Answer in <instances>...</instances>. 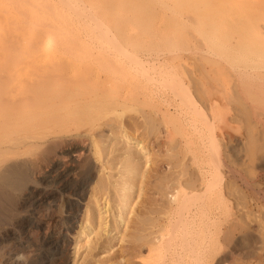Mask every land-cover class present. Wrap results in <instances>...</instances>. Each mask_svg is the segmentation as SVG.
Returning <instances> with one entry per match:
<instances>
[{"label": "bare ground", "instance_id": "6f19581e", "mask_svg": "<svg viewBox=\"0 0 264 264\" xmlns=\"http://www.w3.org/2000/svg\"><path fill=\"white\" fill-rule=\"evenodd\" d=\"M189 2L0 0V264H77L82 237L88 250L94 239H113L126 224L133 179L151 159L146 138L131 131L133 115L139 128L160 118L181 130L171 110L181 111L211 129L213 103H199L191 88L208 94L212 70L193 64L185 72L178 44L159 59L151 36L137 40L159 8L179 16L192 13ZM245 14H256L243 28L251 41L264 37V4ZM233 15L220 19L230 23ZM228 58L248 82H264V54L260 62ZM209 138L207 156L213 132ZM113 139L122 145L117 179L106 172ZM208 161L201 189L169 196L160 212L169 225L149 229L143 264L217 263L213 208L229 206L221 167Z\"/></svg>", "mask_w": 264, "mask_h": 264}, {"label": "rangeland", "instance_id": "374dc122", "mask_svg": "<svg viewBox=\"0 0 264 264\" xmlns=\"http://www.w3.org/2000/svg\"><path fill=\"white\" fill-rule=\"evenodd\" d=\"M187 1L194 6L192 13L177 16L169 11L163 13L159 8L154 25L140 32L136 39L147 40L151 36L161 50L159 59H169L167 50L178 44L180 49L175 54L186 64L185 72L193 64L208 72L212 70L208 94L191 88L199 103L206 97L213 103L208 111L212 130L194 125L181 111L171 110L176 115L179 113L181 130H174L160 118L155 122L149 118L147 127L139 128L136 124L141 119L133 115L131 131L146 138L150 163L143 169L144 175L133 179L135 188L126 205V224H120L110 241L105 236L94 239L91 250L86 247L89 237H82L77 264L97 261L98 264H143L142 258L148 253L145 239L149 229L169 225L160 213L167 207L169 196L176 188L201 189L199 178L207 177L209 158L212 164H219L225 176L229 206L226 213L213 208L218 220L214 235L221 231L215 241L220 248L216 264H264V82L257 79L248 82L228 58L245 54L252 61H261L264 37L252 42L243 28L247 29L246 21L256 15L245 12L261 9L264 0ZM233 12L232 22L220 19ZM166 23L164 29L162 24L166 26ZM225 68L226 74L220 77L218 71ZM166 94L173 99L171 94ZM212 132L214 154L207 156L203 153ZM108 145L107 152L113 153L109 155L111 161L106 172L117 179L122 153L117 150L122 145L115 139L109 140ZM124 233L127 237L122 241Z\"/></svg>", "mask_w": 264, "mask_h": 264}, {"label": "clouds", "instance_id": "9594fccd", "mask_svg": "<svg viewBox=\"0 0 264 264\" xmlns=\"http://www.w3.org/2000/svg\"><path fill=\"white\" fill-rule=\"evenodd\" d=\"M19 260L21 261H24L26 260V257L24 256V254H21L19 257H18Z\"/></svg>", "mask_w": 264, "mask_h": 264}]
</instances>
